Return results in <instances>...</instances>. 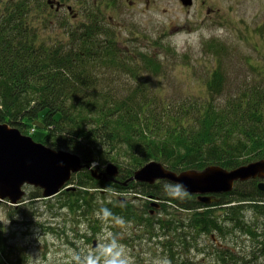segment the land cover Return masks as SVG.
<instances>
[{"label": "trees", "instance_id": "trees-1", "mask_svg": "<svg viewBox=\"0 0 264 264\" xmlns=\"http://www.w3.org/2000/svg\"><path fill=\"white\" fill-rule=\"evenodd\" d=\"M112 1L82 2L87 21L70 27L67 17H56L66 9L75 18L65 0H0V123L24 133L28 122L39 121L45 145L72 151L90 163L124 164L126 177L149 159L174 172L212 164L229 170L264 159V89L253 84L227 102L215 103L212 94L222 89L217 62L206 82L209 98L175 103L150 98L139 71L159 72L160 62L143 52L132 57L119 47L112 25L99 15ZM54 21L62 33H48ZM205 43L204 51L215 56L226 48L218 39ZM119 75L137 82L121 83ZM85 178L80 187H103L102 180ZM242 185L245 192L224 194L223 199L250 203L264 218V192L255 181ZM32 197L40 198V191ZM204 215L200 226L221 228L210 213ZM258 245L264 253V240ZM24 262L23 251L9 243L0 224V264Z\"/></svg>", "mask_w": 264, "mask_h": 264}, {"label": "rangeland", "instance_id": "rangeland-1", "mask_svg": "<svg viewBox=\"0 0 264 264\" xmlns=\"http://www.w3.org/2000/svg\"><path fill=\"white\" fill-rule=\"evenodd\" d=\"M82 2L86 0H65L73 7L75 18L66 9L58 11L56 17H67L70 27L86 23L88 12L82 11ZM52 9L49 11H56ZM106 9L99 15L112 25L119 47L132 57L143 52L160 62L159 72L139 71L150 98L161 97L164 103L209 98L206 82L218 68L217 62L222 89L212 94L215 103L227 102L239 89L253 84L264 89V0H192L188 6L180 0H113L109 8L102 7ZM51 28L48 33L63 32L57 21ZM210 39L225 44L222 53L216 52L218 57L204 51ZM130 76L119 75L117 79L133 85L137 80ZM38 123L28 122L21 133L42 143L39 134L44 131ZM104 165H99L101 170ZM117 166L122 173L126 171L124 164ZM85 174L89 175L87 169L74 174L66 184L69 188L51 198H43L42 191L30 185L23 187L25 195L18 207L0 201V224L9 243L23 251L24 264H68L74 251H94L93 240L98 245L112 235L127 248L134 264H264L258 245L264 240V218L248 204L220 206L214 202L205 208L194 194L174 198L179 201L174 204L165 192L164 210L149 218L151 207L144 193L155 188L165 191L167 180L159 179L153 188L134 183L125 190L105 182L93 189L78 185L86 179ZM244 183H236L233 192H245ZM37 190L40 198H33ZM124 199L126 211L120 206ZM182 204L191 209H183ZM104 208L122 215L111 212L112 217L103 220L98 213ZM206 213L212 215L219 230L198 224ZM250 229L253 235L248 233Z\"/></svg>", "mask_w": 264, "mask_h": 264}, {"label": "water", "instance_id": "water-1", "mask_svg": "<svg viewBox=\"0 0 264 264\" xmlns=\"http://www.w3.org/2000/svg\"><path fill=\"white\" fill-rule=\"evenodd\" d=\"M180 1L186 6L192 4V0ZM58 5L56 3V7ZM68 10L71 12V7ZM104 166V170L99 171L97 165L83 161L72 151L46 147L41 142H35L32 137L23 135L18 128L0 123V201L7 200L18 207L19 200L25 195L23 187L30 185L42 191L43 198H51L62 192V189H68L66 184L83 169H87L93 179L116 181L120 176L119 167L111 162ZM256 178L264 180V159L231 170L212 164L200 171L191 168L180 172L168 170L160 162L149 161L135 170L125 183L134 181L152 184L159 179L180 182L187 189V194H198L202 203L210 204L213 194L231 192L236 182ZM257 187L264 191V182L258 183ZM96 245L93 241V248Z\"/></svg>", "mask_w": 264, "mask_h": 264}, {"label": "clouds", "instance_id": "clouds-1", "mask_svg": "<svg viewBox=\"0 0 264 264\" xmlns=\"http://www.w3.org/2000/svg\"><path fill=\"white\" fill-rule=\"evenodd\" d=\"M253 162H255V161H253ZM101 169H102V167H101ZM101 169H99V170H101ZM103 170H101V171H103ZM229 170H231V169H229ZM248 181H255L256 185L258 183H260L261 181L264 182V180H261L258 178H256L255 180H248ZM245 182H247V181H245ZM236 183H238V182H236ZM236 183L234 184L233 190L231 192H229L228 194H230L234 191ZM164 189H165L166 194L172 198H181V197L187 195V189L180 182L166 183L164 185ZM257 189H258V187H257ZM261 192H264V191H261ZM224 194H213L212 196H210V195H206V196H210L213 198V201L210 204H214V202H216L218 200L216 197H218V196L221 197L222 199L218 200V202L215 203L216 205H220V206H224L226 204L235 205V204H237L236 202H241V201H237V200L231 201V202H225L226 199L225 198L223 199V197H222ZM194 195H198V194H194ZM167 202L171 203V201H167ZM241 203H243V202H241ZM244 204H248L250 206V203L246 202ZM183 209H186V208H183ZM98 215L101 216V218L103 220H107L110 217H112L113 214L111 213V211L109 209L104 208V209L100 210ZM120 222L123 223L122 221H120ZM70 255H71V260L68 262V264H134L133 258L129 254L127 248L119 242L118 238L115 235H112L110 237H105L103 239V241L97 245V248L94 251H88V252H83V251L75 252L74 251Z\"/></svg>", "mask_w": 264, "mask_h": 264}, {"label": "flooded vegetation", "instance_id": "flooded-vegetation-1", "mask_svg": "<svg viewBox=\"0 0 264 264\" xmlns=\"http://www.w3.org/2000/svg\"><path fill=\"white\" fill-rule=\"evenodd\" d=\"M99 169H101V167H99ZM126 176H124V174L121 172L120 170V177L116 179L115 182H112V183H115L117 187L119 188H124L125 190H127L128 188H131L134 186V183L133 182H130V183H125V180H126ZM164 181V180H162ZM168 182V181H167ZM156 184H159V182H154L152 184H145V183H138L137 185H140V186H152V188L156 185ZM197 197H199L198 195H196ZM135 197H140L139 195L138 196H135ZM146 200H148L149 202V206L151 208H149L148 210V214H149V218H153V217H158L160 215V213L164 210L165 206L164 204L166 203V196H165V191H163L161 188H155V189H152L146 193H144V196H143ZM171 198V197H170ZM218 200L222 199L221 197H216ZM170 200V199H169ZM171 201L174 203V204H178L179 201L175 200L174 198H171ZM206 203H202V205H205ZM121 208H123L124 211H126V207H127V204L125 203V199L123 200V203H121ZM205 208H211L207 205L203 206ZM202 207V208H203ZM187 209H191V208H187ZM117 214L119 215H122L120 212H118ZM219 230L218 228H215L213 231H217ZM210 237L212 238L213 241L217 240V237L214 236V235H210ZM226 254V253H225Z\"/></svg>", "mask_w": 264, "mask_h": 264}, {"label": "bare ground", "instance_id": "bare-ground-1", "mask_svg": "<svg viewBox=\"0 0 264 264\" xmlns=\"http://www.w3.org/2000/svg\"><path fill=\"white\" fill-rule=\"evenodd\" d=\"M203 169V168H202ZM189 170V169H188ZM190 170H191V168H190ZM198 171H200V170H198ZM180 172V171H179Z\"/></svg>", "mask_w": 264, "mask_h": 264}]
</instances>
